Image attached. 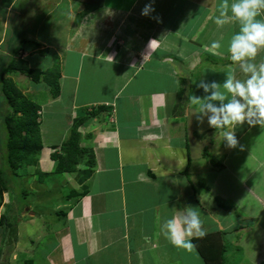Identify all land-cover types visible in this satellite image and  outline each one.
<instances>
[{
    "label": "crops",
    "instance_id": "0c3cea01",
    "mask_svg": "<svg viewBox=\"0 0 264 264\" xmlns=\"http://www.w3.org/2000/svg\"><path fill=\"white\" fill-rule=\"evenodd\" d=\"M21 1L0 0V57L24 58L28 50L36 53V48L47 47L45 67L38 68L51 66L55 54L59 66L56 97L49 96L41 82L46 94L38 109L42 141L38 166L46 174L54 173L50 153L77 123L81 143L94 154L93 164L83 159L75 170L57 173L63 182L56 187L30 191L19 179L22 202L14 198L18 213L29 204L41 208L21 235L29 240L27 246L35 239L34 264H208L199 246L204 252L210 246L208 253L213 244L217 246L216 235L224 246V264H264V127L237 125L238 146L228 148L223 142L226 129L209 127L206 118L201 123L198 114L189 111L192 88L200 97L204 94L197 86L200 81L222 83L226 74L246 78L228 58L229 42L215 50L221 55L208 50L213 41L221 44L226 39L224 30L230 38L239 31L230 13L225 25L214 22L224 0H188L193 5L189 10H201H194L188 32L195 38H188L191 46L184 48L171 32L173 24L189 13H179L173 23H166L162 18L169 13L167 9L163 15L161 0H154L148 16L141 15V9L150 0H102V7L90 12L76 0H48L49 5L39 10L42 18L22 23V11H16L17 20L8 18ZM77 15L83 18L78 23ZM260 16L264 19V9ZM73 23L79 25L70 36ZM55 25L62 35L58 30L54 36ZM172 61L184 69L178 71ZM252 62H264V48ZM198 66L202 71L195 70L194 76L192 70ZM18 75H12L14 81ZM194 77L198 81L191 86ZM165 78L173 80L157 81ZM35 85L33 89L40 92ZM97 104L102 105L100 110L84 117ZM106 104H113L115 122H109L108 108L103 110ZM197 109L192 105L193 111ZM211 130L217 131L215 141L207 135ZM204 147L222 161L220 168L207 161ZM4 189L14 187L8 183ZM55 190L66 195L51 205L50 192ZM188 208L199 213L206 232L190 238L191 249L174 246L160 231L166 219ZM3 215L7 223L0 227L5 238L10 218L17 215Z\"/></svg>",
    "mask_w": 264,
    "mask_h": 264
},
{
    "label": "clouds",
    "instance_id": "9594fccd",
    "mask_svg": "<svg viewBox=\"0 0 264 264\" xmlns=\"http://www.w3.org/2000/svg\"><path fill=\"white\" fill-rule=\"evenodd\" d=\"M153 4L154 0L146 3L141 15H150L154 11ZM261 9H264V0H232L231 4L224 0L220 5L219 15L214 18L216 25L228 23L229 13L231 19L239 23V31L231 36L228 44V58L238 65L246 78L241 80L226 74L222 83L200 81L197 86L206 95L192 96L189 105L191 115L198 114L199 122L203 123L206 118L209 127L226 129L223 142L228 148L238 146L237 125L264 127V62H252L258 49L264 48V19H257ZM220 48V42L213 41L208 50L213 55H221L215 51ZM107 105L114 113L113 104ZM192 105H198V109L193 111ZM109 119L114 122V116ZM160 231L171 244L187 249L192 248L191 237L206 234L199 213L192 208L166 219L160 225Z\"/></svg>",
    "mask_w": 264,
    "mask_h": 264
},
{
    "label": "trees",
    "instance_id": "16d2710c",
    "mask_svg": "<svg viewBox=\"0 0 264 264\" xmlns=\"http://www.w3.org/2000/svg\"><path fill=\"white\" fill-rule=\"evenodd\" d=\"M76 1L81 2L89 10L100 7L102 3V0ZM18 34H21V32ZM36 45L38 47L39 44ZM47 49V47H43L38 52L44 54L47 52ZM53 58L54 63L45 69L30 67L24 58L13 57L8 58L5 64L0 66V93L6 105V110L4 109L2 114L0 113V140H3L0 145L1 156L3 157V165L0 166V185L4 188H7V181H12L13 178H16V176L22 173L20 168L26 171L25 168L27 165L38 163L39 151L42 147L38 112L42 99L22 92L11 75H30L29 78L34 83L41 84L42 82V84L44 83L48 87L49 96L56 97L60 89L58 80L59 66L56 54ZM100 106L102 105L97 104L94 107H89L90 110L86 112L84 117L88 114H94L96 110L99 111ZM107 108L108 118L112 116L113 119L114 116L115 122V115L110 111L111 106L107 104L103 105V110ZM78 125V123L75 124L71 128L68 137L62 141L58 149L54 148L50 153L51 158L55 161L53 170L55 173L73 171L83 159H86L85 161L89 164L94 163V154L91 148L81 143L82 138L78 130ZM203 155L208 159L207 161L211 166L220 168L223 165L222 161L209 148L204 147ZM22 191L26 194L24 189ZM20 198L18 197L17 199L20 200ZM6 217L0 215L1 225L7 223ZM213 240L217 246L213 244L208 253L207 251L210 246L205 252L199 246V251L208 264H224L222 255L224 246L222 245L221 238L219 235H216Z\"/></svg>",
    "mask_w": 264,
    "mask_h": 264
},
{
    "label": "rangeland",
    "instance_id": "374dc122",
    "mask_svg": "<svg viewBox=\"0 0 264 264\" xmlns=\"http://www.w3.org/2000/svg\"><path fill=\"white\" fill-rule=\"evenodd\" d=\"M188 0H161L159 7L162 9H165L164 14L165 15L167 13V9H168V16H165L164 21L166 23H173V20L176 16L179 15V13L183 16L187 12L189 13V16L186 19H183L182 21L178 20L176 23L178 24H173V26H175V28H173L172 26V32L171 35L176 37V41L182 42V46L183 48L187 45V46H191L187 39H191L195 38V36L193 34H189L188 29L191 27L192 23H193V19L195 18V12L194 10H201L199 7L198 8H191L189 10L190 7H192L193 5L188 3ZM37 4V5H36ZM82 3L80 2V5ZM19 7H12V13L10 16H8V18H11L12 20H17V17L19 16L17 12H24L25 15L21 17V23L27 19H30V17H36V18H42L43 17V12H40L39 10L41 8H43L46 5H49L48 0L44 1V0H22L21 2H19ZM41 6V7H40ZM82 6L84 7V5L82 4ZM81 6V7H82ZM23 9H21V8ZM100 7H102V3L100 5ZM97 9V8H96ZM35 13V15H33L32 13ZM92 10H89L88 12H90ZM191 11V13H190ZM185 12V13H183ZM62 12H55L54 13V18L59 17V15H61ZM9 15V14H8ZM134 16H129V21L132 22L133 21ZM83 18H81L80 15H77L75 18L76 23H78L80 20H82ZM257 19H261V16L259 17V15L257 16ZM36 19H34L32 22L35 25V21ZM60 20V19H59ZM61 21V20H60ZM74 21V22H75ZM83 22V21H82ZM85 22V21H84ZM73 23L72 27L70 28V36L75 32H77V26L79 24ZM81 23V22H80ZM21 25V24H20ZM47 25L44 24V27H46ZM126 26L130 29L129 23L126 24ZM55 28H53L54 30L52 31L54 33V36L57 34V31L60 30L61 28H58L57 25L54 26ZM34 30V26L32 27V29L30 31ZM9 31V30H8ZM174 31H178L179 33H176ZM61 30L58 32L59 35H62ZM224 32L227 34V37L225 40H223L221 42V45H224L226 42L230 41V36L229 33L227 32V30H224ZM24 33H28L30 34V32H24ZM44 31H41V34L44 35ZM74 33V34H75ZM130 33V32H128ZM181 33V34H180ZM21 34L22 31H21ZM49 35L51 34L50 32L48 33ZM57 34V35H58ZM105 35V30H103V37ZM16 36V32L14 34V36H12L11 40H14ZM51 36V35H50ZM125 37V36H124ZM19 42V40H18ZM120 42H122V40L120 39ZM181 48L180 44H179V49ZM41 49V48H40ZM122 49V48H121ZM1 50V48H0ZM35 51H39V49H35ZM0 55H2L0 53ZM45 53H41V52H36L33 53L31 51H27L26 52V56L24 57V60H26V62L28 63V65L30 67L32 66H36V67H45V63H46V59L48 58V55L46 57H44ZM8 59V57H0V66L5 64V61ZM23 59V58H22ZM51 59L54 58L51 57ZM173 65H177L179 67H177L176 69L178 71L183 70L184 68L182 67V63H178L176 61H172L171 62ZM181 66V67H180ZM195 70H199V72L202 71V69H200V66L196 67V69L192 70V72L194 71V76L196 75ZM104 71V70H103ZM217 73H220L217 71ZM31 74V73H30ZM14 75V74H13ZM12 76V75H11ZM19 78L14 77L16 81H14L17 85L19 86H23V88H19L22 92L29 94V95H34V97H40L41 99H43V97H45L46 91H43L42 88V84L41 85H35L33 80L29 78L28 75L26 74H20L18 75ZM82 76V81H84L83 77H84V73L81 75ZM21 78V79H20ZM152 78L155 80L156 79V75L152 74ZM97 79H99V74L96 75V77L94 78V83L97 84ZM173 79H168L165 78L164 80H157L160 82H164L165 84L170 83V81H172ZM197 78H193V80L191 81V86L197 82ZM19 83V84H18ZM35 85L37 86L38 90H40V92L36 93L37 91L33 89V86ZM185 86V85H184ZM45 87V86H44ZM29 91V92H28ZM49 91V89H48ZM192 93L194 94L193 96H199V91L196 90L195 87L192 88ZM206 95L205 93L203 94V96ZM202 96V97H203ZM188 97V96H187ZM33 98V96H32ZM190 102H191V95L188 97ZM6 110V105L4 103L2 94L0 93V113L2 114L3 110ZM64 118V117H63ZM216 133L217 131L215 130H211L210 132L207 133V135L209 137H214V141L216 140ZM213 134V135H212ZM2 139L0 140V145L2 143ZM4 152V151H3ZM217 156V155H216ZM3 165V157L1 156V150H0V166ZM22 173L19 176H16V178H13L12 181H7V185L9 183V185H11V188L14 187L13 191H6L4 189V187H2L0 185V214H5L7 215L8 213L11 214V212L14 214H16V218H10L11 223H10V228H8L6 230V234H5V238H3L1 236L2 233V228H3V224L0 226V250L2 251V253L0 254V260L4 262L7 261L8 264H34V259H36V255H35V239L30 240L29 246H27L26 243L29 242V240H25L22 239L21 235L23 236V230L24 229H29V226H31L30 224L32 223V220H30V218L33 216V214L35 213V211L40 210L41 208L39 207V204L37 206L31 205L29 204L28 207L27 206H23L24 207V211L19 212L18 213V209L16 208L19 203L15 201V195L18 197L20 196V192H19V187L20 185H24L28 190L30 191H38V190H42L44 188H51V186H55L59 185L63 182V180H60L59 178H56L55 175L57 173H52V174H46L45 172H42L41 168L38 166V163L36 164H30L27 165L25 170L23 168H20ZM217 169V168H216ZM41 172V175H40ZM19 179L21 180V184L19 183ZM50 186V187H48ZM16 187V188H15ZM6 191V192H4ZM57 190H55L56 192ZM8 192V193H7ZM50 192L52 193L50 195L51 200H49L48 202H50L51 205H55V203L57 204L60 198L64 199V195H66V193H59V192ZM62 192V191H61ZM5 193V196H4ZM30 196V194H29ZM19 200V199H18ZM218 202H220V206H224L221 200L217 199ZM19 202H22V198H20ZM35 203H37V201H35ZM41 205H44V203H41ZM58 205V204H57ZM46 206V205H45ZM45 208V207H44ZM47 208H51V207H47ZM46 208V209H47ZM55 208V207H54ZM57 208H59L57 206ZM210 210V208H207ZM48 211H52L47 209ZM54 211V210H53ZM55 213V211H54ZM32 215V216H31ZM220 216V215H219ZM225 217L227 218V215H225ZM220 218H223L222 216H220ZM24 228V229H23ZM29 232V231H27ZM237 236V234H236ZM24 241V242H23ZM33 248H32V247ZM38 249V246H37ZM2 262V263H3Z\"/></svg>",
    "mask_w": 264,
    "mask_h": 264
}]
</instances>
